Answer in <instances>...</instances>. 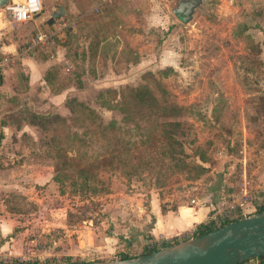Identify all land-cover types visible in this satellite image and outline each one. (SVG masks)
<instances>
[{
    "label": "rangeland",
    "instance_id": "1",
    "mask_svg": "<svg viewBox=\"0 0 264 264\" xmlns=\"http://www.w3.org/2000/svg\"><path fill=\"white\" fill-rule=\"evenodd\" d=\"M175 1L63 0L68 17L38 29L61 31L28 52L46 67L30 90L1 72L0 257L134 256L263 202L264 0H201L187 23Z\"/></svg>",
    "mask_w": 264,
    "mask_h": 264
},
{
    "label": "water",
    "instance_id": "2",
    "mask_svg": "<svg viewBox=\"0 0 264 264\" xmlns=\"http://www.w3.org/2000/svg\"><path fill=\"white\" fill-rule=\"evenodd\" d=\"M9 1L0 0V8ZM201 5V0H185L171 11L182 23H187ZM63 14L62 6L55 5L45 23L49 25ZM263 255L264 210L146 254L64 264H241Z\"/></svg>",
    "mask_w": 264,
    "mask_h": 264
},
{
    "label": "crops",
    "instance_id": "3",
    "mask_svg": "<svg viewBox=\"0 0 264 264\" xmlns=\"http://www.w3.org/2000/svg\"><path fill=\"white\" fill-rule=\"evenodd\" d=\"M44 1L46 3L44 5L45 9H46V11H44L45 12L44 16L38 14L33 21H29V22H32L33 29L26 30L25 29V26L27 25L26 23H24L26 25L21 24L19 26H14V24H12L8 20L9 18H8L7 14H6L7 16L2 15L1 21H0V55L1 54H16V53H18L21 50V49H19V45L23 41L27 40L26 37L28 35L32 36L39 29V26L41 24V20H44V25L47 28L49 26L54 27L53 24H54L55 19L49 25H47L45 22H46L47 18L49 17L50 13L53 11L54 6L63 0H44ZM84 3H85L84 0H67V6H69L70 8L73 5H80L82 7ZM70 5H72V6H70ZM70 8L69 9H66V8L63 9L64 10V14H63L64 17L63 18L68 17V15L70 13ZM8 21L13 26L12 30L8 26ZM29 22H27V23H29ZM87 27L88 26L86 24V20L83 18L82 21L78 24V26L75 29H77L78 34H81V33H85L84 30ZM48 31H53V34H56L58 31H61V28L58 26V27L53 28V29L50 28ZM29 55H30L29 53L19 55L15 59L14 64L12 63V64L6 66L2 70L0 69V72H2L3 74H6V75H4L5 77H7V76L9 77V75H11V74L14 76L20 77L21 73H23L27 77V81H26L27 88H26V90L27 89L30 90V88L33 85V82H34L33 75L35 73H37L39 69H41L40 71H42V69L43 70L46 69L45 64H43L37 60L31 59V57ZM16 62H17V64H16ZM13 65H14V67H12ZM3 74H2V76H3ZM4 76H3V78H1L2 80L0 82V88H1V86H4V84H5L4 83L5 81H3ZM10 82H13V81L10 80ZM1 83L2 84L4 83V84L1 85ZM3 127H5V126H3ZM2 133H3V131H2ZM258 190H259V192L261 191L262 193H264V185H258ZM237 198H238V196H236V199ZM166 224H167L166 226H163V225L160 227L157 226L156 228L153 229L154 232H156V234H163L165 232H173V231H176V229H178V228H185L187 226V224H186V222H184V220L183 221H177L174 223L169 221Z\"/></svg>",
    "mask_w": 264,
    "mask_h": 264
},
{
    "label": "built area",
    "instance_id": "4",
    "mask_svg": "<svg viewBox=\"0 0 264 264\" xmlns=\"http://www.w3.org/2000/svg\"><path fill=\"white\" fill-rule=\"evenodd\" d=\"M42 0H10L5 7L4 11L7 13L9 21L14 24V26H19L21 24L33 21L35 17L42 10ZM53 35V31H40L37 30L32 38L25 42L26 45L16 54H1L0 55V69H4L6 66L14 63L15 59L22 54H27L30 50L36 46L42 45L49 41ZM193 201V200H191ZM231 210H233V205L228 206V210L225 211L220 218H229L231 216ZM212 216L211 218H213ZM0 264H13L4 257H0Z\"/></svg>",
    "mask_w": 264,
    "mask_h": 264
},
{
    "label": "trees",
    "instance_id": "5",
    "mask_svg": "<svg viewBox=\"0 0 264 264\" xmlns=\"http://www.w3.org/2000/svg\"><path fill=\"white\" fill-rule=\"evenodd\" d=\"M170 68L171 67H166V68H163V69L170 70ZM163 69H161V70H163ZM163 74L165 75L166 73H163ZM0 82H1V72H0ZM3 100L4 99H2V101ZM26 112H27V115L29 116V122L28 123H31V124H34V125L36 124L37 125V123L42 124V123L45 122V118L43 117L42 114L37 113V112H32L30 110H26ZM22 113H23V110H19L18 113H15V114H20L19 115L20 117H17L19 119V122L16 121L17 122V124L15 125L16 126L15 127L16 129H18L19 126H20V124L25 121V120H23L24 119V115H21ZM0 124H1V126L8 125L7 123H0ZM2 137H3V133H2V131H0V140L2 139ZM259 195H260L261 199L263 200V202L256 205V209L254 210L253 213L260 212V211H263L264 210V193H260ZM253 202L256 203L257 201H253ZM237 213H239V212H237ZM241 217H243V215L241 213H239V214L231 213V216L229 218H225V219L224 218L222 219L220 217L210 218L207 221H202V222L198 223L192 229L191 234H189L188 236L185 235V236H183L181 238L173 237L170 240H165V241L160 242V244L158 246H156V245H152L151 247H147L146 246V247H144L143 251L140 254H146V253L152 252L154 250H157V249H159L161 247L170 245L172 243H175V242H178V241H181V240L190 238V237L199 236V235H201L203 233H206V232H208L210 230H213V229H215V228H217L219 226H222V225H224V224H226L228 222L237 220V219H239ZM134 256H136V255H134ZM125 257H130V256H128L126 254H123V255L119 256V258H125ZM252 260L253 261H256L257 264H264V255L263 256H260V257H258L256 259H252ZM66 263H70V262L67 261ZM244 263L245 262H243L241 264H244ZM26 264H37V263L36 262L29 263L28 262Z\"/></svg>",
    "mask_w": 264,
    "mask_h": 264
},
{
    "label": "flooded vegetation",
    "instance_id": "6",
    "mask_svg": "<svg viewBox=\"0 0 264 264\" xmlns=\"http://www.w3.org/2000/svg\"><path fill=\"white\" fill-rule=\"evenodd\" d=\"M185 0H176L175 5H182Z\"/></svg>",
    "mask_w": 264,
    "mask_h": 264
},
{
    "label": "bare ground",
    "instance_id": "7",
    "mask_svg": "<svg viewBox=\"0 0 264 264\" xmlns=\"http://www.w3.org/2000/svg\"><path fill=\"white\" fill-rule=\"evenodd\" d=\"M42 13V12H41Z\"/></svg>",
    "mask_w": 264,
    "mask_h": 264
}]
</instances>
